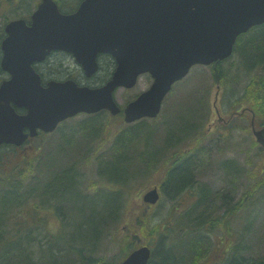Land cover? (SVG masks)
<instances>
[{
    "label": "trees",
    "instance_id": "obj_1",
    "mask_svg": "<svg viewBox=\"0 0 264 264\" xmlns=\"http://www.w3.org/2000/svg\"><path fill=\"white\" fill-rule=\"evenodd\" d=\"M22 1L17 3L16 0H0V9L3 10L0 11L2 23L8 20L4 9L15 5L19 8ZM55 1L61 11L70 12L81 0ZM233 56L235 59L230 57L208 66L210 73L214 80L224 82L227 74L233 70L236 98L231 103L232 107H248L254 113L255 122L263 125L264 23L238 36ZM226 62L228 65L225 66ZM92 116L85 120V126L93 130L89 133V138L84 137L85 141L91 142L90 154L79 155L72 163L61 167H56V162L57 165L61 163L66 142L70 144V141H76V147L82 145L78 141L79 136H76V129L75 133L67 136L64 127L59 128L57 141L63 143H54L56 146L54 152L51 149V154L44 152L42 141L32 146H0V264H61L63 260V264H113L106 261L105 255L94 254L95 249L101 246L100 241L107 239V232L111 235L109 241L124 254L133 249L137 242L136 237L146 240L150 237L157 238L148 264H200L210 249V233L221 227H224L226 232L233 221L228 222L225 219L228 211L233 214L232 207L226 209L227 205L223 202L216 207L223 198L213 200L209 190L203 187L199 190L196 201L185 211L174 215L176 211L172 209L163 222L151 225L144 215L148 205L142 201L135 203L130 194L138 178L149 176L151 167L156 164L161 166L163 171V180L159 185L167 194L175 195L186 187H193L190 180L192 164L189 170V162L190 159L193 161L195 156L191 153L185 154L172 164L169 162L172 153L168 155V147L173 143L169 145L167 142L155 155H146L141 145H146L150 137L143 133L145 122L140 120L114 136L113 144L107 147L108 154H113L107 160V174L102 162L97 168V174L101 178L99 187L90 191L83 187L85 181L82 177L86 173L84 166L93 159L92 154L94 159H99L93 143L98 138L96 131L104 130V125L100 126L99 115ZM96 120L99 124L95 127ZM185 133L192 134L194 130L187 128ZM39 135L40 139L47 136L44 133ZM194 136L197 137L198 134H192L193 138ZM65 137L70 139L66 140ZM135 156L141 163L146 164L143 168L139 167V163L131 164ZM91 185L94 186L95 182ZM214 196H217V193ZM243 198V201L250 198L245 203L246 206L253 204L251 195L244 193ZM212 206L214 207L211 209ZM50 207L54 208L53 214L56 218L61 214H70L73 225L69 226L71 231L67 236L64 233L46 235L45 240L39 235L40 230L48 225L49 217L44 211ZM221 210L223 211L219 213ZM124 220L126 234L118 238L115 231ZM38 237L39 241L36 242ZM32 243L36 244L35 250L30 249ZM230 244L228 253L217 264H264V255L249 254L242 238ZM45 251L48 252L47 255ZM36 255L37 257H34Z\"/></svg>",
    "mask_w": 264,
    "mask_h": 264
},
{
    "label": "water",
    "instance_id": "obj_2",
    "mask_svg": "<svg viewBox=\"0 0 264 264\" xmlns=\"http://www.w3.org/2000/svg\"><path fill=\"white\" fill-rule=\"evenodd\" d=\"M262 23L264 0H82L71 13L61 12L54 0H41L30 24L15 19L4 27L0 66L9 78L0 84V145H20L37 129L52 131L78 112L119 113L114 90L134 86L144 72L153 81L125 105L124 120L154 117L171 85L193 65L228 57L238 35ZM54 50L71 54L86 77L98 70L99 53L111 55L115 67L100 87L72 79L42 85L32 64ZM252 127L264 147V126L256 129L252 120ZM158 198L156 187L142 196L149 204ZM150 256L141 245L119 264H147Z\"/></svg>",
    "mask_w": 264,
    "mask_h": 264
},
{
    "label": "rangeland",
    "instance_id": "obj_3",
    "mask_svg": "<svg viewBox=\"0 0 264 264\" xmlns=\"http://www.w3.org/2000/svg\"><path fill=\"white\" fill-rule=\"evenodd\" d=\"M37 1L23 0L19 3V8L15 7L17 5L8 7L4 9V14L9 19L18 18V16H26L25 18L28 19ZM16 2L18 3L19 0H16ZM2 20L3 17H0V36L3 26ZM234 56L232 57L234 58ZM100 62L101 69L90 79L85 78L81 67L75 63L72 57L64 53H53L44 62L37 63L35 66L44 75L45 79L71 77L79 83L95 86L104 83L108 79L114 66L111 58L107 56L101 57ZM226 63L225 66L228 65ZM233 73L232 70L227 74L228 76L224 80L225 84L223 80H218L220 87L217 89V81L214 80L207 67H193L186 78L176 82L171 92L166 95L159 116L154 120L143 119V122H145L143 133L150 137V141L146 145H141V149L145 151L146 155L151 153L155 155L165 147L167 142L169 145L173 143L168 147V155L172 153L170 163L173 164L175 160L177 161L181 156L188 153L195 156L190 171V180L193 187H186L175 195L167 194L159 185L160 181L163 180V171L158 164L151 167L149 176L140 177L136 183L134 181L131 183H134V187L132 186L133 189L130 194H132V200L135 203L142 201V195L148 189L157 187L159 191V201L155 205H148L144 210V215L151 225L163 222L172 209L176 211L174 215L185 211L196 201L195 198H198L199 190L201 191L203 187L209 190L213 200L218 201V199L223 198L219 200L216 207H219L222 202L227 205L226 209L229 206L232 207L233 214L228 211L225 219L228 222L233 221L230 222L226 232L224 227H221L210 233V249L206 252L207 256L204 259L201 258L200 264H213L214 262L217 264L228 253L230 243H236L240 238L245 242L249 254L254 256L256 254L264 255V148H261L255 142L252 135L250 109L245 107L246 111L243 114L232 116L233 111L240 112L242 109L238 105L232 107L231 104L236 98L234 97L236 84L232 78ZM1 76L2 78L6 77L5 75ZM150 82L148 75H142L137 84L131 89H116L114 92L116 101L118 104H124L139 92L148 88ZM216 109L219 110V115H217ZM90 117L93 116L81 114L66 122L64 129L67 136L71 135L76 129V136H79L78 141L82 145L76 147L74 144L76 141L74 143L70 141V144L66 142L63 147V150L66 149L65 153L61 157V163L57 165L56 162V167L72 163L79 155L90 154L91 142L84 140V137L89 138V133L93 130V128H86L85 126L87 124L85 120L90 119ZM98 119L101 120L100 126L104 125V130L99 129L96 131L98 138L93 143V147L97 148L95 153L96 156H99V159H94L92 154L93 159L89 160L84 166L86 173L82 177L85 181L83 187L88 188L90 191L99 187V179L101 180V178L97 174V168L103 162L105 171L107 160L113 156V154H108L109 148L107 147L113 144L114 136L138 123V121L129 124L124 123L122 117L111 119L108 113L105 112L99 114ZM98 124L99 121L96 120L94 122L95 127ZM256 126L259 127L260 124L257 123ZM187 128L194 130L192 134L197 133L198 136L193 138L192 134H186L185 129ZM58 133L56 131L55 134L44 136V139L35 138L25 145L32 146L40 144L42 141L44 152L51 154V149L54 152L56 144L62 142L57 141ZM65 139H70V137H65ZM54 143L56 144L54 145ZM130 152L131 150H129ZM133 152H135V148H133ZM56 154H58L57 151ZM138 163L140 168L146 165L141 163L138 157L135 156L131 164L137 165ZM93 182H95L94 186L91 185ZM216 193L217 196H214ZM244 193L252 196V205L249 203L246 206L245 203L250 198L243 201ZM243 205L244 207H242ZM53 211V207L44 211L49 217L48 225L45 229L40 230L39 235L45 240L46 235L53 236L64 233L67 236L68 232L71 231L69 227L70 214L67 216L61 214L59 218H56ZM124 218L126 219V216ZM125 227L126 221L124 220L119 224L117 230L115 229L118 238L125 236ZM110 238L111 235L107 232V239L100 241L101 246L95 249L94 254L96 256L105 255L108 263L117 264L126 254L120 253L117 246L109 241ZM35 240L38 242L39 237ZM136 241L133 248L148 245L153 248L152 251L157 244V238L152 237L148 240L136 237ZM35 243L30 246L31 250H35ZM44 253L45 255L48 254L47 251ZM34 257H37V255ZM63 261L61 264H63Z\"/></svg>",
    "mask_w": 264,
    "mask_h": 264
},
{
    "label": "flooded vegetation",
    "instance_id": "obj_4",
    "mask_svg": "<svg viewBox=\"0 0 264 264\" xmlns=\"http://www.w3.org/2000/svg\"><path fill=\"white\" fill-rule=\"evenodd\" d=\"M105 55H102V54H99L98 55V59H99V62H100V57H103ZM42 63V62H41ZM36 65V64H35ZM101 69V62H100V67H99V70ZM192 164V159H190V162H189V170H190V165ZM105 172L107 174V164H106V167H105ZM106 193H107V176H106ZM197 199V197L195 198Z\"/></svg>",
    "mask_w": 264,
    "mask_h": 264
},
{
    "label": "bare ground",
    "instance_id": "obj_5",
    "mask_svg": "<svg viewBox=\"0 0 264 264\" xmlns=\"http://www.w3.org/2000/svg\"><path fill=\"white\" fill-rule=\"evenodd\" d=\"M70 225H71V226L73 225L71 221H70ZM73 228H75V227H73ZM74 230H75V229H74Z\"/></svg>",
    "mask_w": 264,
    "mask_h": 264
}]
</instances>
